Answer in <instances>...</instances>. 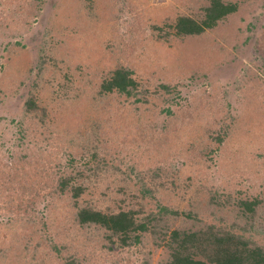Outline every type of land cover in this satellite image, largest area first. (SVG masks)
Here are the masks:
<instances>
[{
    "label": "rangeland",
    "instance_id": "rangeland-1",
    "mask_svg": "<svg viewBox=\"0 0 264 264\" xmlns=\"http://www.w3.org/2000/svg\"><path fill=\"white\" fill-rule=\"evenodd\" d=\"M204 1L0 0V167L55 152L29 208L0 210V264H157L173 230L210 224L264 248V0H223L238 8L216 31L174 34L175 18L199 15ZM120 65L140 82V101L99 92ZM43 113L42 134L22 132L21 120ZM224 117L231 133L221 143ZM138 118L145 145L127 136ZM78 171V197L52 191ZM255 197L248 219L235 202ZM82 207L133 210L148 229L122 246L79 224Z\"/></svg>",
    "mask_w": 264,
    "mask_h": 264
},
{
    "label": "trees",
    "instance_id": "trees-1",
    "mask_svg": "<svg viewBox=\"0 0 264 264\" xmlns=\"http://www.w3.org/2000/svg\"><path fill=\"white\" fill-rule=\"evenodd\" d=\"M201 4V13L199 15L193 17L187 14H180L175 18L174 22L170 24L174 34L182 37H191L201 35L209 30L216 31L221 22L227 20L238 8L236 2H225L223 0H205ZM155 28L158 29L160 27ZM98 86L101 95L106 96L110 101L114 96L120 97L121 95L125 97L133 95L135 96L134 100H141L138 97L140 82L134 77L132 70L122 65L115 67L102 77ZM161 88L166 92L172 89V87L165 84H162ZM142 100L145 99L143 98ZM248 100L252 101L253 99L250 98ZM24 106L29 114L38 110L33 92L25 100ZM115 107V112L124 110V108L123 110L120 109L121 106ZM225 115H229L232 118L229 110H227ZM115 116L113 115L111 118L115 119ZM44 118L45 115L43 113L39 117L38 122L32 120L33 122L26 123L21 120L19 123L24 126L22 132L25 133L26 131L32 137L34 134H42L44 129L40 124L45 123ZM127 118L125 116L123 119ZM224 119L223 124L218 128L217 135H215L217 141H221V143L231 133L230 125L232 121L226 117ZM125 122L121 121L120 129L130 130V126L127 127L128 124H125ZM133 122L136 124L135 130L138 132L131 135L127 133L128 138L134 143L140 141L138 144L145 145L147 143L146 137L141 129L137 127L139 118ZM123 124L125 125L123 126ZM45 139L48 140L47 137ZM54 153L50 150L38 154H23L16 163L11 164L7 171L4 166L0 167V210L22 212V208H29L28 206L33 202L34 198L26 199V194L38 193L44 187L41 182L45 178L52 176L50 170ZM75 175L81 176L82 173L78 171L76 174L65 173L60 175L56 181L57 186L52 187V191L56 193L69 191L72 196L78 197L84 191V186L77 182L72 183ZM51 186L53 185L51 184ZM260 203H262V200L258 197L253 199L239 198L235 202V206L243 216L249 219L257 215ZM161 210H166V207H162ZM161 213L160 211L152 213L151 219H156L157 215L159 214L160 216ZM76 219L81 225H94L103 228L110 240H116L122 246L137 245L140 242L142 232L148 229L147 223L138 221L135 212L129 209L105 211L92 207H82L76 212ZM169 236L167 243L170 249L169 256L166 260L157 264H264V248L262 246L232 230L217 229L212 224L198 229H175ZM141 264L149 263L146 261Z\"/></svg>",
    "mask_w": 264,
    "mask_h": 264
}]
</instances>
